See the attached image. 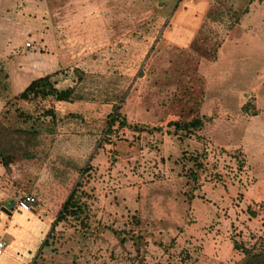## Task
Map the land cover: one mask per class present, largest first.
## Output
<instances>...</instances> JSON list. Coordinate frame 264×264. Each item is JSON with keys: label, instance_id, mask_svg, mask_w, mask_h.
Instances as JSON below:
<instances>
[{"label": "rangeland", "instance_id": "374dc122", "mask_svg": "<svg viewBox=\"0 0 264 264\" xmlns=\"http://www.w3.org/2000/svg\"><path fill=\"white\" fill-rule=\"evenodd\" d=\"M250 1L0 0V119L9 127H22V118L14 111L19 108L31 121L49 127L35 143H21L25 150L5 171L14 166L26 173L39 159L62 180L67 198L87 169L78 183L84 213L66 214L51 226L61 207L45 209L43 193L36 189L40 205L34 212L0 213V226L8 225L15 233L13 238L8 234L1 238L8 243L5 262L206 263L205 258L199 260L204 257L201 244L188 235L190 228L206 224L193 220L194 190L201 182L223 192L232 191V186L243 189L253 180L264 183V23L251 18L242 22L233 37L235 51L257 59H237L234 74L208 90L201 102L205 88L199 62L216 55L228 27L245 14ZM194 4L191 12L196 17L204 10L199 27L180 28L193 19L187 11ZM30 25L28 36L25 27ZM47 31L58 37L64 54H76L55 73L60 89L72 85L75 91L74 100L58 110L49 98L24 102L12 96L20 91L22 79H33L34 73L29 77L23 71L39 51L44 52L39 37ZM238 97H256L260 112L240 110ZM115 106L130 127L115 125L107 131L108 114ZM200 106L210 107L215 115L219 109L227 114L217 123L204 124L198 133L167 126L171 120L184 122L199 115ZM48 110L54 116L45 115ZM157 127L160 130L153 129ZM189 154L201 158L204 166L196 183L184 163ZM23 178L17 184L12 181L15 198L27 191ZM217 193L207 196L213 203L210 208L219 206ZM240 196L233 193L230 207L238 206ZM215 225L209 221L204 230ZM230 228L236 237L229 238L235 245L232 253L242 259L240 244L249 246L257 236L242 241L234 233V223ZM137 236L143 240L137 241Z\"/></svg>", "mask_w": 264, "mask_h": 264}, {"label": "crops", "instance_id": "0c3cea01", "mask_svg": "<svg viewBox=\"0 0 264 264\" xmlns=\"http://www.w3.org/2000/svg\"><path fill=\"white\" fill-rule=\"evenodd\" d=\"M199 3L205 4V1H199ZM20 4L23 6L24 2ZM192 6L194 7L195 4L191 5L190 9L187 12H189L190 15H193V19L189 18V21L187 20V23H185L180 28L195 30L199 27L201 19L198 18L202 16L204 10H201V13L199 14L200 16L196 17L195 12H191ZM200 7L202 8V6ZM28 15H31V12H29ZM250 18L251 22L253 23H264V0H251L248 5L247 12L242 15L237 23H235L230 29H228L227 33L223 37L222 42L217 48L216 57L210 60L202 59L199 62V72L203 79L205 88L201 100L202 103H204L206 92L208 90L219 87L220 85H222V82H224L225 78L234 74V62L237 59H257V56L254 54L249 55L246 53H242L243 55H239L235 51V46L237 45V43L235 42V40H233V37L237 35L236 31L241 30L242 22L245 19ZM25 28L27 30V35L29 36L32 32L33 27L30 25ZM247 28H252V25L247 26ZM173 32H175V29ZM192 36L193 34H191L190 38L186 39L185 43L182 45L186 46ZM57 39L58 37H52V34H50V32L48 31L46 33L42 32L40 34L39 44L44 52L39 51V53L36 54V59L31 62V65L29 67L25 68V70L23 71V75H28L30 77V74L34 73L35 75L33 76V79H35L50 73L59 74V71L63 68V66H68L65 65V62L72 61L75 58L76 54H64L59 46L60 44ZM26 42L27 40H25V45ZM260 57H262V55H260ZM68 71L69 69L64 70V72L66 73H68ZM8 77V86L10 89L12 83L10 74H8ZM33 79L32 77L27 81L22 79V86L19 92H21ZM52 79L56 81L57 74H55ZM55 86L60 89L58 83H56ZM70 86L73 87L72 85ZM231 91L234 93L233 90ZM19 92H17L16 94H18ZM49 99H51L56 106V110L65 108L63 105L66 102L55 101L52 97H50ZM247 102L250 103V108H253V111H255V113L260 112L261 108L259 107L256 97L255 99H245L244 97H238L237 107L241 110V107ZM221 106L222 105H220V107ZM226 114L227 111L219 109V111H217V114L215 115L213 111L210 110V107L207 106L205 107V109H201L200 106L199 116L205 117L204 124H208L210 122L217 123L223 117H225ZM38 160L39 159L35 158L34 162L27 168L26 173L22 172L19 169H15L14 166L12 167V169H10L11 171H8L9 173L5 171L4 167L0 168V207L5 206L9 210V213L0 211L2 215H11L14 211L13 209L21 210L16 207L14 203L16 198L14 190L15 188L12 187V181H15L16 184L17 181L22 182L25 179L23 178L24 176H26V183L28 184V186L23 188L24 190H27L23 191V194L31 193L37 199V203L31 209L32 212H34V210L37 208V205H40V202L38 201L39 197L34 191L35 189L36 191H42L43 195L41 196V198L43 200V205L47 210H51L52 206L54 205L58 206L59 208L64 203L67 191L65 190L66 188H64L62 180L56 178V176L53 175V172H49L48 169H45V163L44 165H42V163H38ZM45 170H47V173H44ZM36 183L37 185H35ZM232 187V191L223 192L222 190L218 191L217 186L213 187L207 182H201V186L197 190H194L193 194H195V196H193L190 200V211L193 215V220L196 221V224L199 221H203L204 223H206L205 225H201V227L196 226L190 228V231H188V235L191 236V241H193V243L197 242L201 244V252L204 253V257H200L199 260H203L205 258V264H228V262L233 263L230 261V259L236 261H239L241 259V255L232 253V250L236 251L235 245L229 244L230 239H236V237L233 236L232 230L230 228L232 223H234L235 225L234 233H239L238 236H240V239L242 241L249 240L250 238L248 239V236H258L263 232L264 183L260 184L258 182H254L253 180L247 187L243 189L237 188L236 186ZM236 191L241 194L238 206L234 207L231 205L230 207L229 199L232 202L233 193H235ZM216 192H218V197L216 198V200H219V206L214 209L209 207V205L213 203L210 197L207 198V196H211L212 193L215 194ZM208 200H210L211 202H208ZM192 201H196L197 204H193ZM258 205H261V208H258ZM226 211L227 213L225 214ZM209 221L215 222L216 225L213 227V230L208 231L210 229H207V231H205L204 228L207 227V223H209ZM1 224L2 223L0 222V225ZM6 234L10 235L11 237L14 236L15 233L13 231V228L8 227V225H5L3 227L0 226V238H2V236ZM7 246L8 243H6L3 254L0 255V264H8L3 258L8 254ZM18 263L21 264V260L14 262V264Z\"/></svg>", "mask_w": 264, "mask_h": 264}, {"label": "trees", "instance_id": "16d2710c", "mask_svg": "<svg viewBox=\"0 0 264 264\" xmlns=\"http://www.w3.org/2000/svg\"><path fill=\"white\" fill-rule=\"evenodd\" d=\"M243 12H247V9H244ZM235 23H237V20L235 21ZM233 25L234 24L232 23L228 27V29H230ZM201 56L207 58L205 54H201ZM215 57L216 55L212 56L210 59H214ZM54 75L55 73H50L33 79L21 92L14 95L13 99H15V101L32 102L37 99L43 100L52 97L55 101L59 102L73 101L75 92L74 87L58 89L55 86V81L52 79ZM9 99L10 97L7 99L6 104L9 103ZM250 107V103L247 102L241 107V109L247 112ZM14 111L17 113L18 117L22 118V123L24 125L22 127L12 128L7 126L0 119V165L3 167H7L13 164V161L17 158L16 156L19 154V152L25 150V148L21 147V143H33V140L40 139L39 134L49 128L47 125L38 124L37 122L31 121V116L29 114H26L19 108H15ZM44 114L54 116L53 112L50 110H48V112L46 111ZM108 115V120L106 122L107 131L111 130V128L115 125H117L118 128L124 126L130 127L127 120L123 117H120L116 106ZM204 119L205 117L197 115L184 122L171 120L167 123V126L173 127L174 131L176 132L185 131V133L187 134L198 133V131L202 130L204 127ZM133 128H136V126H133ZM153 129L160 130V127ZM184 151L189 150L185 149ZM187 156L188 157H186L185 159L187 162L185 161L184 163L188 164L186 165L187 167H189V176L192 179L193 183H196L197 177L202 174L204 166L201 158H198V156L193 154H189ZM85 171H87V169ZM85 171L82 170V172L80 173L78 183L82 180V177L84 175L82 173ZM78 183L73 187L71 193L62 204L60 210L57 213V216L52 221L51 226L57 223L60 219L66 217V214L74 215L84 213V209L86 208V206L85 203L81 204L80 195L78 193L79 186L82 184L78 185ZM136 239L140 242L143 240L141 236H137ZM240 247L244 256L235 264H264V229L262 234L257 236L253 243H251L249 246L240 244Z\"/></svg>", "mask_w": 264, "mask_h": 264}, {"label": "built area", "instance_id": "2783aa9c", "mask_svg": "<svg viewBox=\"0 0 264 264\" xmlns=\"http://www.w3.org/2000/svg\"><path fill=\"white\" fill-rule=\"evenodd\" d=\"M26 45L30 47L31 43L26 42ZM14 203L15 206L18 207L19 209L24 211H29L35 206V204L37 203V199L31 193H24L23 195L17 197ZM257 207L261 208V205H258ZM5 246H6L5 240L0 238V255L3 254Z\"/></svg>", "mask_w": 264, "mask_h": 264}, {"label": "water", "instance_id": "95a60500", "mask_svg": "<svg viewBox=\"0 0 264 264\" xmlns=\"http://www.w3.org/2000/svg\"><path fill=\"white\" fill-rule=\"evenodd\" d=\"M0 209L9 213V210L5 206L0 207Z\"/></svg>", "mask_w": 264, "mask_h": 264}]
</instances>
